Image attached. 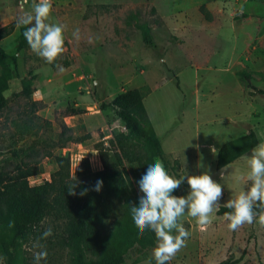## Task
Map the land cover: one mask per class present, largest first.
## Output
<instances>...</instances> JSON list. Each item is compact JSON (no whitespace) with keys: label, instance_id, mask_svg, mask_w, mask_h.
Here are the masks:
<instances>
[{"label":"rangeland","instance_id":"1","mask_svg":"<svg viewBox=\"0 0 264 264\" xmlns=\"http://www.w3.org/2000/svg\"><path fill=\"white\" fill-rule=\"evenodd\" d=\"M19 1L0 0V28L12 26L0 40L10 69L3 91L6 106L0 111V170L12 175L17 166H34L40 173H50L55 167L48 154L61 155L60 149L70 144H80L72 151L90 157L95 168L94 144L104 135L103 142L111 133L126 132L110 110H99V105L124 90L141 89L143 108L170 176L178 179L208 172L223 188L221 205L250 183L244 156L216 170V153L211 149L248 130L255 132L258 144L264 143V0H96V4L94 0H51L54 7L47 22L65 26L66 49L53 64L38 57L28 44L16 50L20 37L16 19L32 11L33 5L21 8ZM200 5L209 21L199 13ZM77 28L79 41L73 37ZM119 77L125 78L118 81ZM32 78V92L24 97L21 87ZM66 107L85 115H64ZM99 117L106 128L96 125ZM60 123L67 128L64 136L72 139L59 140ZM84 134L90 137L77 141ZM124 168L130 192L139 198L143 193L137 181L143 174L134 164ZM39 174L29 178V185L42 182ZM175 191L186 196L187 181ZM223 219L214 213L211 225L202 230L195 218L181 217L179 222L188 231L191 227V233L170 264H187L193 254L205 257V263L216 260L226 245V240L215 239L226 230L228 222ZM124 220V208L113 203L98 225L100 234L108 238ZM49 227L53 234L40 239ZM61 229L59 220L44 218L20 246L17 264H34L33 253L41 250L33 247L37 240L47 251L40 264H70L66 250L58 245ZM155 243L130 250L123 264H146ZM255 261L251 257L243 264Z\"/></svg>","mask_w":264,"mask_h":264},{"label":"trees","instance_id":"2","mask_svg":"<svg viewBox=\"0 0 264 264\" xmlns=\"http://www.w3.org/2000/svg\"><path fill=\"white\" fill-rule=\"evenodd\" d=\"M198 11L205 20H210L202 6ZM11 29L12 26L8 25L0 28V40L9 35ZM24 31L25 27H20L17 51L28 44L23 36ZM143 40L149 43L145 36ZM4 56L0 49V111L6 106L3 91L10 76ZM238 75L242 76L241 73ZM33 84L34 78L25 80L20 94L29 97ZM143 96L141 89H128L99 105V110L109 109L126 130L125 133H111L106 145L102 141L94 144L100 170L92 171L87 160L82 158L74 173L70 174L67 158L50 154L55 168L50 172L48 181L37 185L28 183L30 177L40 173L34 166H17L12 175L0 170V255L5 258V264H17L20 246L46 217L62 223L58 245L66 250L70 264H123L130 250L152 246L156 242L155 234L150 230H146L142 237L138 236L130 208L138 205L139 198L131 194L124 168V164H134L144 174L148 165L159 159L167 170V159L141 104ZM82 113L80 109L68 107L64 111V115ZM47 125L50 123L47 122ZM59 128V140L66 142L72 139L70 135L64 136L67 128L63 123L59 124ZM89 137V134H84L77 141L82 142ZM257 144L258 137L251 130L232 142L222 144L216 152L215 169L220 170L247 155ZM97 180L103 181L99 192L94 190ZM72 186L75 195L69 194ZM84 190H87L86 194L81 196ZM172 194L177 196L176 191ZM113 203L124 208L125 220L108 238H104L98 225L107 217ZM226 211L230 209L221 207L216 214L223 216ZM257 212V216L264 214L260 209ZM10 220L15 222L13 228L8 227ZM239 261L225 259L216 264H238Z\"/></svg>","mask_w":264,"mask_h":264},{"label":"clouds","instance_id":"3","mask_svg":"<svg viewBox=\"0 0 264 264\" xmlns=\"http://www.w3.org/2000/svg\"><path fill=\"white\" fill-rule=\"evenodd\" d=\"M25 0H21V8ZM52 9L51 0H39L32 5V11L24 12L16 19V27H25L23 36L30 49L38 57L48 64H53L66 51L65 49V26L60 23H48ZM73 37L81 39L80 29L73 31ZM59 71L63 66L56 64ZM211 151L215 154L216 148ZM249 171L246 181L250 182L242 187L239 194L230 198L221 205L219 201L223 197L221 184L215 182L208 172L200 175H184L174 178L168 174L162 161L157 159L149 164L146 172L137 181L139 191L143 193L139 197L138 205L130 208L132 221L137 229L138 236H143L146 230L155 234L156 243L152 249L151 259L146 264H170L176 254L186 246L190 233L179 222L185 214L195 218L196 223L205 230L212 223L213 214L218 213L221 207L230 209L223 213L228 221V228L237 230L245 224H252L257 217V209L264 212V143L256 145L250 155H244ZM203 165H201L202 167ZM223 177V171L221 172ZM187 181L190 191L186 196H175L172 193L180 187L182 182ZM103 181L97 180L94 190L99 192ZM72 186L69 194L75 195ZM87 190L80 193L86 194ZM260 221L264 223V214H260ZM15 222L10 220L9 228H13ZM176 234H173V233ZM52 229L49 227L42 233L40 239L51 236ZM34 248L41 249L33 253L34 264H40L46 260L47 251L37 240ZM5 258L0 256V264H4Z\"/></svg>","mask_w":264,"mask_h":264},{"label":"crops","instance_id":"4","mask_svg":"<svg viewBox=\"0 0 264 264\" xmlns=\"http://www.w3.org/2000/svg\"><path fill=\"white\" fill-rule=\"evenodd\" d=\"M94 1L95 2H93V4L98 3V2H96V0H94ZM114 1H118V0H109V1L108 0H103V3H108V2L110 3V2H114ZM200 6L204 7L203 5H200ZM103 48H101V46H98V50L99 49H103ZM89 57H90V59H92L94 56L91 55ZM119 63L121 64V61H119ZM130 74H131V72H129V76H130ZM123 78H125V77H119L118 81L124 80ZM142 101H143V99H142ZM142 101H141V104H142V107H143ZM74 107L75 108L77 107L76 104L74 105ZM143 110H144V108H143ZM144 112H145V110H144ZM83 115H85V114H81L79 116H83ZM145 116H146V113H145ZM68 118H70V117H68ZM99 118H100L99 122H97L96 125L100 126V128L102 126H104V128H106L107 125L105 124L104 119H102L101 117H99ZM146 118H147V116H146ZM116 121H118V120H116ZM147 121H148L149 125L151 126L148 118H147ZM101 124H102V126H101ZM75 128L76 129H81L82 127L80 126V128H78V126L76 125ZM84 128H86V127H84ZM151 128H152V126H151ZM122 133H125V132H122ZM104 136H102L100 138L101 139L100 141H102V138L104 139ZM106 142H107V140L105 142H103L104 145H106ZM80 147H81V145H80ZM95 159H96L95 168H96V170H100L101 169V165H100L99 161L97 160L96 156H95ZM219 175L221 176V173ZM259 216H257L254 219V222L252 224H245V225H243L242 227L238 228L235 231L230 230L228 228V223H225L226 230L221 231L222 233L219 232V234L215 238L216 240L218 239L220 242H222L223 240H226L225 241L226 245L224 247L223 253L220 256H218L216 260L210 261L208 263H205V260H204L205 257L197 256V255L193 254V255L190 256L189 259H186V260H188L187 264H216V263H218V262H220L222 260H225V259H233V260L234 259H239L240 261H239L238 264H243L245 260H249V258H251V257L254 260H256V261L253 262V263H248V264H264V223H262L260 221ZM223 221L226 222L225 219H223ZM189 233H191V227H190ZM200 240L202 241V238H200Z\"/></svg>","mask_w":264,"mask_h":264},{"label":"built area","instance_id":"5","mask_svg":"<svg viewBox=\"0 0 264 264\" xmlns=\"http://www.w3.org/2000/svg\"><path fill=\"white\" fill-rule=\"evenodd\" d=\"M39 2V0H25V2H24V4L23 5H25V4H27V3H30V4H34V3H38ZM19 3L21 4V0L19 1ZM51 3H52V8L54 7L53 6V2L51 1ZM110 137H111V135H110ZM109 140V139H108ZM79 144H70V145H66V146H64V147H62L61 149H60V153H61V156H63V157H66L67 158V160H68V165H69V173L70 174H73L74 173V171H75V169H76V167L78 166V164H79V162H80V160L82 159V158H85L86 160H87V163H88V165H89V167H90V169L92 170V171H98V170H96V168H93V164H92V160L90 159V157H87V156H85V155H82V154H80V153H75V152H73L72 151V149L75 147L76 149H79L80 148V145L78 146ZM96 154V153H95ZM96 158H97V160H98V157H97V155H96ZM99 161V160H98ZM100 163V162H99ZM49 172H45V171H43V172H41L40 174H39V178L42 180V181H48L49 180Z\"/></svg>","mask_w":264,"mask_h":264}]
</instances>
